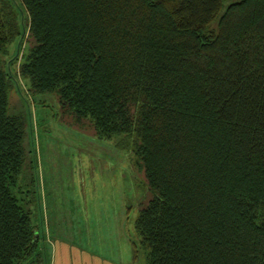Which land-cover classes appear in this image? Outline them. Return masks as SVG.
Masks as SVG:
<instances>
[{
	"label": "trees",
	"instance_id": "obj_1",
	"mask_svg": "<svg viewBox=\"0 0 264 264\" xmlns=\"http://www.w3.org/2000/svg\"><path fill=\"white\" fill-rule=\"evenodd\" d=\"M15 59L27 94L119 137L142 174L146 264H264V0H0V264H50L15 192Z\"/></svg>",
	"mask_w": 264,
	"mask_h": 264
},
{
	"label": "rangeland",
	"instance_id": "obj_2",
	"mask_svg": "<svg viewBox=\"0 0 264 264\" xmlns=\"http://www.w3.org/2000/svg\"><path fill=\"white\" fill-rule=\"evenodd\" d=\"M27 38L26 31L19 58L29 46ZM17 45L18 40L10 43L5 59L16 53ZM18 60L11 65L16 77L8 113L28 114V164L15 192L21 205L31 210L32 224L45 237L41 242L49 245V256L54 243L60 250L64 243L123 264H146L134 227L146 200L142 174L118 145L119 137H98L92 124L68 113L53 92L27 94L23 87L28 89V80L19 76Z\"/></svg>",
	"mask_w": 264,
	"mask_h": 264
},
{
	"label": "crops",
	"instance_id": "obj_3",
	"mask_svg": "<svg viewBox=\"0 0 264 264\" xmlns=\"http://www.w3.org/2000/svg\"><path fill=\"white\" fill-rule=\"evenodd\" d=\"M60 245L61 250L54 243V247L51 250L50 264H123L117 259L116 261L95 254H89L88 251L81 250V248H71L64 243Z\"/></svg>",
	"mask_w": 264,
	"mask_h": 264
},
{
	"label": "water",
	"instance_id": "obj_4",
	"mask_svg": "<svg viewBox=\"0 0 264 264\" xmlns=\"http://www.w3.org/2000/svg\"><path fill=\"white\" fill-rule=\"evenodd\" d=\"M35 236H37V234Z\"/></svg>",
	"mask_w": 264,
	"mask_h": 264
}]
</instances>
